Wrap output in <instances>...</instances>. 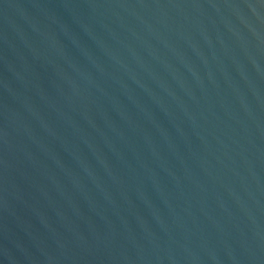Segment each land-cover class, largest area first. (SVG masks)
<instances>
[{"label": "water", "instance_id": "1", "mask_svg": "<svg viewBox=\"0 0 264 264\" xmlns=\"http://www.w3.org/2000/svg\"><path fill=\"white\" fill-rule=\"evenodd\" d=\"M0 264H264V0H0Z\"/></svg>", "mask_w": 264, "mask_h": 264}]
</instances>
